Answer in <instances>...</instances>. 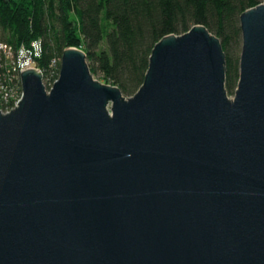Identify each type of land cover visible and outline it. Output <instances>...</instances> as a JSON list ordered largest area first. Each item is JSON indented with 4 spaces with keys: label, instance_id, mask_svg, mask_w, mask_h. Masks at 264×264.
Wrapping results in <instances>:
<instances>
[{
    "label": "water",
    "instance_id": "95a60500",
    "mask_svg": "<svg viewBox=\"0 0 264 264\" xmlns=\"http://www.w3.org/2000/svg\"><path fill=\"white\" fill-rule=\"evenodd\" d=\"M240 80L204 26L164 37L130 98L67 48L0 111V264H264V3Z\"/></svg>",
    "mask_w": 264,
    "mask_h": 264
},
{
    "label": "trees",
    "instance_id": "16d2710c",
    "mask_svg": "<svg viewBox=\"0 0 264 264\" xmlns=\"http://www.w3.org/2000/svg\"><path fill=\"white\" fill-rule=\"evenodd\" d=\"M264 0H0V29L16 49L42 43L44 78H58L67 48L87 54L94 76L126 98L143 86L156 44L195 26L220 39L226 55V90L240 80L241 16ZM1 41V37H0ZM103 44L105 45L103 47ZM50 90L51 86H46Z\"/></svg>",
    "mask_w": 264,
    "mask_h": 264
},
{
    "label": "built area",
    "instance_id": "2783aa9c",
    "mask_svg": "<svg viewBox=\"0 0 264 264\" xmlns=\"http://www.w3.org/2000/svg\"><path fill=\"white\" fill-rule=\"evenodd\" d=\"M8 46L10 45L0 43V52L5 49L6 51L7 49L9 50ZM14 48H11L12 52H14V59L11 61L10 68L4 70L0 65V111L3 114H9L15 110L23 99L21 78L23 72L34 69L44 74L37 64L43 52L40 41L33 42L30 46H21L18 49ZM59 77L56 79L57 81Z\"/></svg>",
    "mask_w": 264,
    "mask_h": 264
},
{
    "label": "rangeland",
    "instance_id": "374dc122",
    "mask_svg": "<svg viewBox=\"0 0 264 264\" xmlns=\"http://www.w3.org/2000/svg\"><path fill=\"white\" fill-rule=\"evenodd\" d=\"M0 37H1V41H0V43H6V44H8V45H10V46H8L9 47V50L7 49V51H6V49L5 50H2L1 52H0V65L3 67V69L5 70V69H9L10 67V64H12L11 63V61L14 59L13 57V53L14 52H12V49L14 48V45H12L11 43H8V41H9V39H10V34L9 33H4L1 29H0ZM105 45L103 44V47H104ZM12 48V49H11ZM15 49V48H14ZM44 75V74H43ZM57 78L56 77H50V78H48V79H45L44 78V84H45V86H51V88L54 86V84L57 82V80H56ZM95 79L96 80H98V81H100L101 83H103V84H106V85H109V84H107V83H105L103 80H102V78L101 77H99V76H95ZM59 80V79H58ZM49 91V90H48ZM234 96H235V92L231 95V94H229L228 93V97L231 99V100H233L234 99ZM0 109H1V105H0Z\"/></svg>",
    "mask_w": 264,
    "mask_h": 264
}]
</instances>
